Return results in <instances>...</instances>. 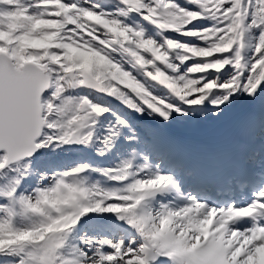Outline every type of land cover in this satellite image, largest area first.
Here are the masks:
<instances>
[{
	"label": "snow or ice",
	"instance_id": "1",
	"mask_svg": "<svg viewBox=\"0 0 264 264\" xmlns=\"http://www.w3.org/2000/svg\"><path fill=\"white\" fill-rule=\"evenodd\" d=\"M262 257L264 0H0V264Z\"/></svg>",
	"mask_w": 264,
	"mask_h": 264
},
{
	"label": "rangeland",
	"instance_id": "2",
	"mask_svg": "<svg viewBox=\"0 0 264 264\" xmlns=\"http://www.w3.org/2000/svg\"><path fill=\"white\" fill-rule=\"evenodd\" d=\"M221 135H224L223 133H221ZM264 257H262V259H263ZM261 262H262V260H261Z\"/></svg>",
	"mask_w": 264,
	"mask_h": 264
},
{
	"label": "trees",
	"instance_id": "3",
	"mask_svg": "<svg viewBox=\"0 0 264 264\" xmlns=\"http://www.w3.org/2000/svg\"><path fill=\"white\" fill-rule=\"evenodd\" d=\"M101 163L105 162V161H100Z\"/></svg>",
	"mask_w": 264,
	"mask_h": 264
}]
</instances>
